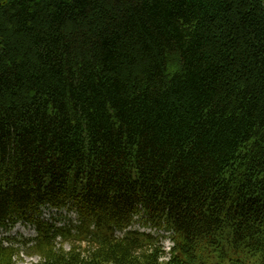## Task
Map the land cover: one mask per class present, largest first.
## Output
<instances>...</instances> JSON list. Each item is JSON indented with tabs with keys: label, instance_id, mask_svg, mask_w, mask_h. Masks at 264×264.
<instances>
[{
	"label": "trees",
	"instance_id": "1",
	"mask_svg": "<svg viewBox=\"0 0 264 264\" xmlns=\"http://www.w3.org/2000/svg\"><path fill=\"white\" fill-rule=\"evenodd\" d=\"M135 217L171 252L115 235ZM19 221L36 264H264V0H0V228ZM18 251L0 239V264Z\"/></svg>",
	"mask_w": 264,
	"mask_h": 264
},
{
	"label": "rangeland",
	"instance_id": "2",
	"mask_svg": "<svg viewBox=\"0 0 264 264\" xmlns=\"http://www.w3.org/2000/svg\"><path fill=\"white\" fill-rule=\"evenodd\" d=\"M138 226V223H135ZM153 227H159L157 225L152 224ZM141 229H143L142 226H140ZM149 228V227H148ZM162 233H165V237L163 238L165 245L170 244V237L172 235V232L170 231H163ZM10 236H15V237H10L11 241H14L17 246H19L20 250L17 256L15 257L16 259V264H36L39 260L38 255L32 252L31 246L28 244L24 243V240L27 238H30L29 236L35 235V230L34 228H28L27 226H24L23 224H16L13 229H11L8 233ZM19 236V237H16ZM70 245L65 242L64 243V248L68 250Z\"/></svg>",
	"mask_w": 264,
	"mask_h": 264
}]
</instances>
